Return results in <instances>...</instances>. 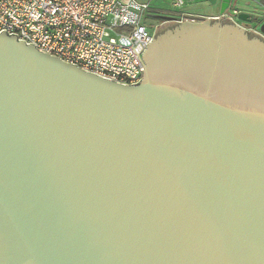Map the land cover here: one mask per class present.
Here are the masks:
<instances>
[{"label": "water", "instance_id": "obj_1", "mask_svg": "<svg viewBox=\"0 0 264 264\" xmlns=\"http://www.w3.org/2000/svg\"><path fill=\"white\" fill-rule=\"evenodd\" d=\"M187 15L132 84L0 31V264H264L259 16Z\"/></svg>", "mask_w": 264, "mask_h": 264}, {"label": "built area", "instance_id": "obj_2", "mask_svg": "<svg viewBox=\"0 0 264 264\" xmlns=\"http://www.w3.org/2000/svg\"><path fill=\"white\" fill-rule=\"evenodd\" d=\"M172 4L181 7L186 1ZM148 11V4L135 0H0V31L82 70L132 84L142 77L141 55L154 34L142 23ZM222 15L232 19L237 11L212 18ZM122 36L129 45L119 42ZM138 43L142 49L137 56L132 47Z\"/></svg>", "mask_w": 264, "mask_h": 264}, {"label": "rangeland", "instance_id": "obj_3", "mask_svg": "<svg viewBox=\"0 0 264 264\" xmlns=\"http://www.w3.org/2000/svg\"><path fill=\"white\" fill-rule=\"evenodd\" d=\"M136 1L144 3V1L142 0H136ZM173 1L174 0H162V2L159 3V5L152 3L151 8L153 10L156 9L161 12L182 13V15L187 14L189 12L194 13V12H200V11L217 12L219 9V4L221 0H191L190 4L187 3L181 7H174L172 4ZM145 4H148V3L146 2ZM228 5L229 7L226 8V10L228 11L236 10L237 13L239 11H246L250 13L252 16L254 14H258L259 17H257L256 19H261L264 17V8L260 7L255 0H229ZM233 18H235V16H233ZM147 19H148V16L145 15L142 19V23L148 27ZM252 20H255V19H252Z\"/></svg>", "mask_w": 264, "mask_h": 264}, {"label": "flooded vegetation", "instance_id": "obj_4", "mask_svg": "<svg viewBox=\"0 0 264 264\" xmlns=\"http://www.w3.org/2000/svg\"><path fill=\"white\" fill-rule=\"evenodd\" d=\"M222 0L220 1V4H221ZM256 2L258 3V5L262 8H264V4L260 3V0H256ZM220 4H219V9H220ZM229 7V5H228ZM219 9L217 12H203V11H200V12H194V13H188L187 17H181L182 19H188V20H195V21H199V20H202V19H206V18H212V16H216L219 14ZM150 12H153L154 13V16H148V19H147V24H148V27H151V29H153L155 31V34L158 30L162 29V28H166L168 27L169 25L173 24L175 21L174 19L172 18H179V14L180 13H172V12H161V11H158V10H150ZM240 12V11H239ZM238 12V13H239ZM237 13V14H238ZM158 15V14H162V15H169V16H173V17H170V18H166V17H158V16H155ZM147 15V13H146ZM227 21H230V22H235L237 24H242L243 22L241 20H239L237 18V15L235 16V18H232V19H229V18H225ZM238 20V21H237ZM237 21V22H236ZM251 23V28L250 30V33L251 34H258L262 37H264V35L260 32L259 30V26H260V19H255V20H251L250 21Z\"/></svg>", "mask_w": 264, "mask_h": 264}, {"label": "crops", "instance_id": "obj_5", "mask_svg": "<svg viewBox=\"0 0 264 264\" xmlns=\"http://www.w3.org/2000/svg\"><path fill=\"white\" fill-rule=\"evenodd\" d=\"M136 1V0H135ZM142 1H144V3H148V6H149V9L150 10H152V6H151V4L152 3H155L156 5H159V3H161L162 2V0H142ZM186 1V4L188 3V4H190L191 3V0H185ZM256 1V0H255ZM258 1V0H257ZM138 2V1H137ZM139 3H141V2H139ZM158 8V7H157ZM154 10H156V9H154ZM188 14V13H187Z\"/></svg>", "mask_w": 264, "mask_h": 264}, {"label": "trees", "instance_id": "obj_6", "mask_svg": "<svg viewBox=\"0 0 264 264\" xmlns=\"http://www.w3.org/2000/svg\"><path fill=\"white\" fill-rule=\"evenodd\" d=\"M260 3H262V4H264V0H260ZM174 13V12H173ZM175 13H177V12H175ZM182 13H180L179 15H181ZM149 28H151V27H149Z\"/></svg>", "mask_w": 264, "mask_h": 264}]
</instances>
